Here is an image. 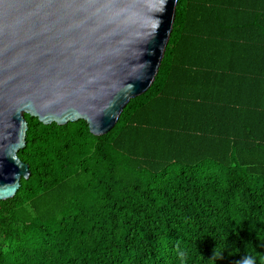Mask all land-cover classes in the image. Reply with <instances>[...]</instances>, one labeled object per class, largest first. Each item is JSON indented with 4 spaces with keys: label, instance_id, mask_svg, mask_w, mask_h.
<instances>
[{
    "label": "trees",
    "instance_id": "trees-1",
    "mask_svg": "<svg viewBox=\"0 0 264 264\" xmlns=\"http://www.w3.org/2000/svg\"><path fill=\"white\" fill-rule=\"evenodd\" d=\"M170 35L107 133L25 114L0 264H264V0H178Z\"/></svg>",
    "mask_w": 264,
    "mask_h": 264
},
{
    "label": "water",
    "instance_id": "water-1",
    "mask_svg": "<svg viewBox=\"0 0 264 264\" xmlns=\"http://www.w3.org/2000/svg\"><path fill=\"white\" fill-rule=\"evenodd\" d=\"M178 0H0V201L31 169L26 113L103 135L156 79Z\"/></svg>",
    "mask_w": 264,
    "mask_h": 264
},
{
    "label": "clouds",
    "instance_id": "clouds-1",
    "mask_svg": "<svg viewBox=\"0 0 264 264\" xmlns=\"http://www.w3.org/2000/svg\"><path fill=\"white\" fill-rule=\"evenodd\" d=\"M223 253L224 251L221 252L214 251L212 258L214 264H215V260L222 258ZM181 256L183 257V253H181ZM261 259H264V257H261ZM239 264H257V257L253 255H244L243 258L239 261Z\"/></svg>",
    "mask_w": 264,
    "mask_h": 264
}]
</instances>
